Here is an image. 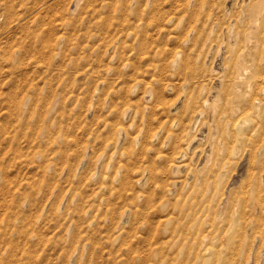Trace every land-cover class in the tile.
<instances>
[{"label":"rangeland","instance_id":"rangeland-1","mask_svg":"<svg viewBox=\"0 0 264 264\" xmlns=\"http://www.w3.org/2000/svg\"><path fill=\"white\" fill-rule=\"evenodd\" d=\"M0 264H264V0H0Z\"/></svg>","mask_w":264,"mask_h":264},{"label":"bare ground","instance_id":"bare-ground-1","mask_svg":"<svg viewBox=\"0 0 264 264\" xmlns=\"http://www.w3.org/2000/svg\"><path fill=\"white\" fill-rule=\"evenodd\" d=\"M258 6H259V5H258ZM256 11H257V10H256ZM256 38H257V37H256ZM261 41H262V40H261ZM242 58H243V57H240V60H241ZM243 59H244V58H243ZM245 60H246V58H245ZM242 61H244V60H242ZM238 62H239V61H238ZM238 62H237V63H238ZM240 62H241V61H240ZM240 62H239V64H241ZM243 63H244V62H243ZM245 64H246V61H245ZM249 65H250V64H248V67H249ZM256 65H257V64H256ZM240 66H241L240 68H242V70H245V68H246V67H244L245 65H244V66L240 65ZM240 68H239V70H240ZM241 72H242V71H241ZM238 73H239V72H238ZM243 76H244V75H243ZM244 81H245V79H244ZM244 81H243V82H244ZM245 82H247V81H245ZM256 83H257V82H256ZM243 84L245 85V83H243ZM232 91H233V90H232ZM245 91H246V89H245ZM236 94H237V93H236ZM235 96H236V95H235ZM238 96H241V95H238ZM241 101H242V100H241ZM240 104H241V103H240ZM238 105H239V104H238ZM239 106H240V105H239ZM197 258H198V257H197Z\"/></svg>","mask_w":264,"mask_h":264}]
</instances>
